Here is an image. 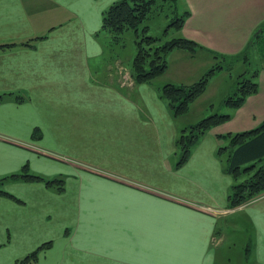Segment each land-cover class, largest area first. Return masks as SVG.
Masks as SVG:
<instances>
[{"label":"crops","instance_id":"crops-1","mask_svg":"<svg viewBox=\"0 0 264 264\" xmlns=\"http://www.w3.org/2000/svg\"><path fill=\"white\" fill-rule=\"evenodd\" d=\"M115 1L0 0V45L14 43L0 49V93L25 98L0 103V264L43 244L35 264H221L224 229L240 230L239 264H264V193L230 206L234 180L218 154L220 135L264 122V87L177 167L184 127L162 87L135 83L134 55L101 41ZM184 9L183 34L225 54L264 27V0H185ZM182 51L186 68L196 55ZM25 166L64 188L11 177Z\"/></svg>","mask_w":264,"mask_h":264},{"label":"trees","instance_id":"trees-1","mask_svg":"<svg viewBox=\"0 0 264 264\" xmlns=\"http://www.w3.org/2000/svg\"><path fill=\"white\" fill-rule=\"evenodd\" d=\"M179 0H117L103 12L101 33H108L112 43L120 44L122 34L133 30L138 37L136 40L137 51L132 59V74L135 83L152 82L163 75L168 67V55L175 49L184 50L191 55H196L198 50H208L197 41L183 34V27L191 11H181ZM165 15L171 18L162 36L149 35L150 26L146 21L153 15ZM174 33V34H173ZM173 34V35H172ZM260 34L253 37L247 48L235 55H223L213 50H208L214 58H221L224 62L232 64L235 61L249 62L250 49L256 45ZM14 43L0 45V49L13 47ZM260 46H262L260 44ZM114 51L113 48L108 49ZM212 68L192 85L167 83L161 88V95L167 101L175 117L182 116L190 110V104L202 95L207 87L209 76L218 69L223 68L222 63ZM258 71L246 76L240 74L237 88L225 100V105L231 109L239 107L245 99L259 90L256 81ZM14 94L17 102H23L20 94L0 93V103L9 95ZM232 113L215 112L202 118L199 122L184 127L177 138L176 153L179 158L176 166L183 165L191 155L200 138L213 127L228 121ZM36 128L35 136H40ZM226 140L218 148V154L224 162L225 171L233 177L234 183L229 195L230 206L236 207L250 201L264 193V122L253 129L220 135ZM16 179L29 181H44L48 186L57 185V190L64 188L63 178L48 179L44 176L27 171L26 166L20 173L11 175ZM2 194L7 192L0 190ZM43 244L37 250L19 259L16 264H35L39 250L46 247Z\"/></svg>","mask_w":264,"mask_h":264},{"label":"rangeland","instance_id":"rangeland-1","mask_svg":"<svg viewBox=\"0 0 264 264\" xmlns=\"http://www.w3.org/2000/svg\"><path fill=\"white\" fill-rule=\"evenodd\" d=\"M178 6L181 8V11H184L185 0H179ZM170 21L171 18L163 14L153 15L146 21V24L150 26L149 35L162 36L165 28L168 26V23ZM260 31L261 29L259 28L255 32L254 36L262 34V38L256 45H254L250 49V58L249 62L247 63L243 61H235L232 64H229L228 62H224V60L219 57L214 58L211 53L206 52L207 50H198L195 59L190 60V63L187 65L186 68H180L183 59L179 55V53L183 51L175 49L169 53L168 72L153 81L156 82L155 84H153V87L156 89L163 87L168 82L176 83L174 81H177L178 83L182 82L187 85H192L199 79L201 75L203 76L212 68L217 67V65H219L218 63H222V65H224L223 68L218 69L214 74L209 76L205 92L190 104V110L187 114L180 117H175L173 115L179 127H186L195 124L199 122L202 118L209 116L215 112H230L231 108L225 105V100L236 90L237 83L240 78L239 76L243 72H246V76H250L255 71H258L256 81L259 84V90L264 87V27L262 28V31ZM122 36L123 37L121 39V42L120 44H118L112 43L110 41L111 38L108 33H100L101 41L103 42V45H105L106 49L113 48V50L115 51L124 50L127 57L135 55L137 51L136 40H138V37L136 36L135 32L133 30H129L124 32ZM260 44L262 46H260ZM217 53L226 56L235 55L225 54L221 52ZM115 67L117 68L116 63ZM116 75H119V73H116L115 71V76ZM178 158L179 155L175 153L173 161L177 162ZM224 234H226V241L219 247L218 250V258L220 259V263L239 264V254L243 249L244 245V241L240 238V230L239 232H237L231 229H224ZM225 255L231 257L232 260L229 259L225 261Z\"/></svg>","mask_w":264,"mask_h":264}]
</instances>
